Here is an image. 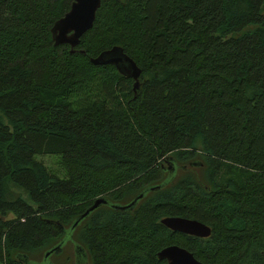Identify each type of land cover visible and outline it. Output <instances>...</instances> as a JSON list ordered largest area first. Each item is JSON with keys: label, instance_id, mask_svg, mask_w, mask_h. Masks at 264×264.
<instances>
[{"label": "trees", "instance_id": "obj_1", "mask_svg": "<svg viewBox=\"0 0 264 264\" xmlns=\"http://www.w3.org/2000/svg\"><path fill=\"white\" fill-rule=\"evenodd\" d=\"M70 3L0 0V264H76L75 246L87 264H165L170 245L264 264V0H101L72 54L50 37ZM113 46L140 70L134 90L89 62ZM140 193L70 229L95 199Z\"/></svg>", "mask_w": 264, "mask_h": 264}, {"label": "water", "instance_id": "obj_2", "mask_svg": "<svg viewBox=\"0 0 264 264\" xmlns=\"http://www.w3.org/2000/svg\"><path fill=\"white\" fill-rule=\"evenodd\" d=\"M100 2L101 0H71L68 10L57 19L50 28V37L53 46L67 45L68 53H74V48L78 45L80 37L91 28L95 12ZM79 53L82 54V51H79ZM89 62L93 66H113L118 74L133 81V90L137 88L140 70L119 47L113 46L107 50L101 51L96 57L90 58ZM167 163H169V165L172 164V162L167 159L163 160L162 165H167ZM191 164L196 165L199 163L193 162ZM166 171L172 172L173 170L169 171L166 168ZM153 188L154 187H149L147 190L152 191ZM142 196L143 193L138 194L126 205L110 204L104 197H99L95 199L91 206L81 215L74 219L70 229L76 227L82 219L101 205H108L111 209L124 211L130 209ZM159 223L170 231L196 238H206L210 233L208 227L192 219L165 217L162 218ZM58 247L59 244L44 253L43 258H46L53 251L57 250ZM75 251L79 253V247H75ZM156 258L164 261L165 264H201L193 258L191 253L176 245L162 248L156 253Z\"/></svg>", "mask_w": 264, "mask_h": 264}, {"label": "rangeland", "instance_id": "obj_3", "mask_svg": "<svg viewBox=\"0 0 264 264\" xmlns=\"http://www.w3.org/2000/svg\"><path fill=\"white\" fill-rule=\"evenodd\" d=\"M36 160H42V162L44 163V165L51 171L53 172H58L59 169L57 167V163L54 159V157H49V156H44L42 158H39V156H36L35 157ZM193 162H188V163H185L184 165H180L181 169H184V170H194L195 168H197L194 164H191ZM196 165H200V164H196ZM176 167L178 168V166L176 165V163H174L172 165V170L176 169ZM197 170V169H195ZM199 171V169H198ZM59 174H56V176H58ZM58 177H61V176H58ZM104 197V196H103ZM106 199V197H104ZM75 247H78V246H75ZM75 247L74 249H69V252H68V255L69 256H72L74 255V262L76 264H87V257L86 255L84 254L83 250L79 248L80 252L79 253H76L75 251ZM77 255H80V260L78 261L77 260Z\"/></svg>", "mask_w": 264, "mask_h": 264}, {"label": "flooded vegetation", "instance_id": "obj_4", "mask_svg": "<svg viewBox=\"0 0 264 264\" xmlns=\"http://www.w3.org/2000/svg\"><path fill=\"white\" fill-rule=\"evenodd\" d=\"M168 165H169V163H167V165L164 164V165H162V166H165V167L167 168V170L171 171V170H172V165H173V164H170L169 166H168ZM170 166H171V167H170ZM78 252H79V251H78ZM77 258H79V255H77Z\"/></svg>", "mask_w": 264, "mask_h": 264}]
</instances>
